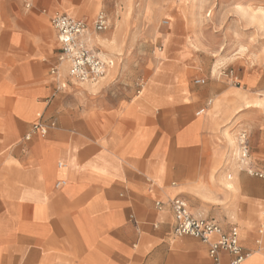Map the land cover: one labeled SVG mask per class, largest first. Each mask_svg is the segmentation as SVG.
<instances>
[{"label":"crops","instance_id":"1","mask_svg":"<svg viewBox=\"0 0 264 264\" xmlns=\"http://www.w3.org/2000/svg\"><path fill=\"white\" fill-rule=\"evenodd\" d=\"M45 19L30 23L38 29ZM122 29L95 32L96 47L112 62L99 82H75L60 65L68 85L60 107L64 125L32 139L20 155L0 159V264H211L207 242L174 233L168 204L174 196L224 230L237 225L247 261L260 255L255 228L260 224L263 233L264 178L228 160L230 148L218 130L235 113L212 109L227 92L194 87L191 69L185 80L164 78L162 72L178 71L173 64L137 68ZM18 31L14 52L0 54L1 84L19 88L18 99L27 94L21 87L41 89L35 97L40 106L60 79L33 75L35 66L43 71L49 65L53 40ZM9 68L20 70L22 80L9 76ZM261 143L255 168H264V138ZM220 257L229 264L233 254L220 250Z\"/></svg>","mask_w":264,"mask_h":264},{"label":"rangeland","instance_id":"2","mask_svg":"<svg viewBox=\"0 0 264 264\" xmlns=\"http://www.w3.org/2000/svg\"><path fill=\"white\" fill-rule=\"evenodd\" d=\"M65 1L71 5H65ZM65 1L33 0L28 8L22 0H0V54L9 55L14 52L13 47L17 46L12 41L14 32L30 30L44 43L53 40L50 47V53L53 54L47 63L49 65L43 69L44 72L35 66L34 77H42V73L60 77L51 87L48 96L40 99L39 106L35 97L43 91H31L28 86L21 87L27 94L18 99L16 92L19 88L8 82L1 84L0 65V143H3L0 144V159L12 152L15 156L20 155L21 150L32 139L48 137L52 129L64 125L65 119L61 118L60 107L63 91H66L68 85L65 86L67 77L61 71L60 44L51 17L57 12H65L86 20L91 27L90 35L95 44L94 38L100 40V37L95 34L92 26L96 16L103 11L110 20L109 32L123 26L122 30L129 33L127 45L131 47V59L137 68H148L147 65L151 62L156 63L157 67L161 64L163 68L167 64H173L172 68L178 71L174 76H167L165 73L169 72H162L164 78L185 80L187 74L194 70L190 78L194 87H204L208 94L227 92L228 97L224 101L216 99L212 109H229L235 113L218 130L225 144L231 148L228 160L236 163L239 170L249 172L254 168L264 172V168L260 166L253 167L258 163L253 153L261 151V139L264 138V0ZM23 14L30 17L25 18ZM39 16L46 17V23L41 24L40 21L39 28L35 29L36 23L33 22V26L30 22L35 18L37 20ZM54 66L58 67V73H53ZM6 73L9 76H19L22 80L20 70L9 68ZM140 79L143 82L145 77ZM198 80H204L203 84L197 83ZM22 102L29 112H34L33 115L28 116L27 113L22 116L11 110V104L21 106ZM16 115L19 117H14ZM24 120L26 122L21 124ZM35 124L47 126V132L43 134L35 129ZM12 129L16 131V135L11 132ZM226 132L238 137V145L248 146L250 165L243 164L239 156H234L235 148L230 146ZM28 135L31 136L29 141L26 140ZM14 148L17 150L13 151ZM7 160L8 164H16L13 157H8ZM66 163H70V160ZM260 213L264 214V207ZM263 220L264 216L260 221ZM259 226L255 228L256 239H261L262 244L258 245L264 248V230L259 234ZM263 258L264 250L260 255H253L245 264H264Z\"/></svg>","mask_w":264,"mask_h":264},{"label":"built area","instance_id":"3","mask_svg":"<svg viewBox=\"0 0 264 264\" xmlns=\"http://www.w3.org/2000/svg\"><path fill=\"white\" fill-rule=\"evenodd\" d=\"M22 1L28 8L33 2V0ZM51 23L60 44V65L65 64L67 66V77L75 82L97 83L102 80L112 62L106 59L93 44L90 35L91 27L88 22L65 12H57L51 17ZM109 26L108 15L101 11L96 16L92 29L94 32H100L107 30ZM52 71L58 73L59 69L54 66ZM203 82L204 80L197 81V83ZM35 129L45 134L48 128L42 124H35ZM240 150V161L245 165H250L248 146L242 145ZM249 173L264 178V172L261 170L251 168ZM168 204L174 216V233L178 236H194L207 242L210 245L211 264H222L220 250H226L233 254L229 264H243L247 259L249 252H246L240 245V232L237 225H232L229 230H224L212 219L194 216L190 212L187 202L180 196H174L168 200ZM156 205L161 209L164 203L158 201ZM214 236L217 238L212 240Z\"/></svg>","mask_w":264,"mask_h":264},{"label":"bare ground","instance_id":"4","mask_svg":"<svg viewBox=\"0 0 264 264\" xmlns=\"http://www.w3.org/2000/svg\"><path fill=\"white\" fill-rule=\"evenodd\" d=\"M90 8V7H89ZM150 10V8H148V11ZM73 16V15H72ZM105 55V54H104ZM219 62V61H218ZM63 67H64V65H62ZM64 68H66V67H64ZM63 68V69H64ZM215 68V67H214ZM62 69V70H63ZM67 69V68H66ZM10 104V103H9ZM10 108H11V110H14V111H16V112H18V113H20V115H27V113H28V116L30 115H33L34 114V112L33 111H31V112H29V110H27V106H26V104L25 103H21V106H16V105H10ZM199 115V114H198ZM226 134V138H227V140L229 141V144H230V146L232 147V148H235V153H234V156H239L240 157V155H241V150H240V148H239V146H241V145H238L237 144V142H236V139L238 138H236L235 136H234V134L233 133H229V132H226L225 133ZM244 138V137H243ZM31 139V136L29 135V136H27L26 137V140L27 141H29ZM241 139V138H240ZM25 140V141H26ZM231 149V148H230ZM239 159V158H238ZM235 160V159H234ZM241 162V161H240ZM244 164V163H243ZM59 165H63V163L61 164V163H59ZM227 178L228 179H230V178H232V175H227ZM210 180H212V179H210ZM231 180V179H230ZM61 183H64V181L63 182H61V181H58L57 182V185H60ZM218 184V183H217ZM191 185V184H190ZM227 186L228 187H231L232 186V183H230V182H228L227 183ZM225 190V189H224ZM239 232H240V230H239ZM250 257V253H249V256L247 257V259ZM247 259L244 261V263L247 261ZM255 259V258H254ZM264 259V258H263ZM262 260V259H261ZM260 260V261H261ZM256 262H257V260H256Z\"/></svg>","mask_w":264,"mask_h":264}]
</instances>
